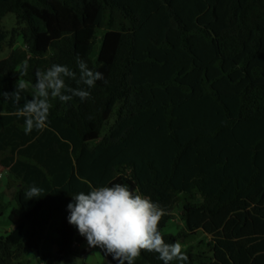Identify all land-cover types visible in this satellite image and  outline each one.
I'll list each match as a JSON object with an SVG mask.
<instances>
[{
  "label": "trees",
  "instance_id": "16d2710c",
  "mask_svg": "<svg viewBox=\"0 0 264 264\" xmlns=\"http://www.w3.org/2000/svg\"><path fill=\"white\" fill-rule=\"evenodd\" d=\"M7 42L0 93L23 79L22 106L37 73L59 64L90 97L50 98L45 128L25 134L18 106L0 96V162L18 185L0 211L12 227L0 264H33L32 252L72 264L68 204L114 184L158 204L165 243L185 233H165L182 204L189 233L208 235V264H264V0H0V52ZM78 57L104 79L77 84ZM32 186L42 196L26 199ZM104 252L105 264H119ZM182 252L197 264L192 248ZM133 264L164 261L142 250Z\"/></svg>",
  "mask_w": 264,
  "mask_h": 264
},
{
  "label": "clouds",
  "instance_id": "9594fccd",
  "mask_svg": "<svg viewBox=\"0 0 264 264\" xmlns=\"http://www.w3.org/2000/svg\"><path fill=\"white\" fill-rule=\"evenodd\" d=\"M79 79L77 84L87 88L95 86L97 80H103V73L90 69L87 63L77 58ZM27 66H25V71ZM76 74L67 66L54 64L44 72L37 73L32 99L25 98L20 106L22 93L28 84L19 79L16 91L3 92L5 100H11L17 107L16 115L25 118V134L33 129L42 131L50 112V98L67 102L75 97L85 101L90 92L83 88H71L65 78H75ZM71 93L70 95L65 93ZM4 113H0L3 115ZM43 190L32 186L24 194L26 199L42 196ZM69 223L78 227L85 236L88 245L99 246L112 254L119 264H133L142 250L155 252L158 258L169 264L178 260L184 264L188 260L179 241L168 244L158 229L164 211L150 198L133 194L126 185L92 187L88 193L73 195V202L68 204Z\"/></svg>",
  "mask_w": 264,
  "mask_h": 264
},
{
  "label": "rangeland",
  "instance_id": "374dc122",
  "mask_svg": "<svg viewBox=\"0 0 264 264\" xmlns=\"http://www.w3.org/2000/svg\"><path fill=\"white\" fill-rule=\"evenodd\" d=\"M6 28L12 30L16 26V16L14 14H8L4 19ZM105 29H99L97 33V41L95 46V56L98 54L101 46L102 39L105 34ZM11 52L9 43H5L4 49L0 52V59L7 57ZM26 82V81H25ZM27 83V82H26ZM28 84V83H27ZM29 86V84H28ZM118 109H115L114 113L109 119L105 130L108 131L110 127L116 122L118 117ZM18 189L17 181L12 177L9 170L5 168L0 162V211L9 212L11 206L14 204V197ZM76 231L75 242L73 248L75 250V256L71 257L72 264H82L86 261L87 264H105L107 261L106 254L99 246L91 247L88 245V241L85 236L81 235L78 227L73 225ZM10 226L6 216L0 218V237L6 232L10 231ZM180 232L184 233L179 239L181 246L184 248H192L197 264H208L210 262L211 252L208 246V235L204 231L198 230L197 232L189 233L186 229V223L183 218V206L178 205L172 211V218L165 229V233H171L178 235ZM186 233H189L187 236ZM33 264H46L41 259V253L36 254L32 252ZM62 264H69V262H63Z\"/></svg>",
  "mask_w": 264,
  "mask_h": 264
}]
</instances>
